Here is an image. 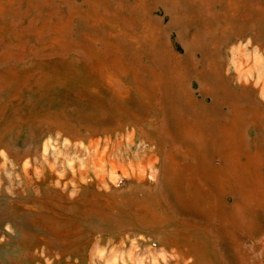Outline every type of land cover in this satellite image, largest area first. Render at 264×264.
<instances>
[{"label": "rangeland", "instance_id": "obj_1", "mask_svg": "<svg viewBox=\"0 0 264 264\" xmlns=\"http://www.w3.org/2000/svg\"><path fill=\"white\" fill-rule=\"evenodd\" d=\"M140 1L0 0V264H264V0Z\"/></svg>", "mask_w": 264, "mask_h": 264}, {"label": "bare ground", "instance_id": "obj_2", "mask_svg": "<svg viewBox=\"0 0 264 264\" xmlns=\"http://www.w3.org/2000/svg\"><path fill=\"white\" fill-rule=\"evenodd\" d=\"M120 4V3H119ZM118 4V5H119ZM160 3L159 2H156V5H159ZM142 6H143V3L140 1V0H136V3H135V6L133 7L134 8V10L136 11L137 9H139L140 7L142 8ZM162 6H163V4H162ZM154 7H155V5H154ZM157 7V6H156ZM163 7H165V6H163ZM168 9V8H167ZM167 9H165L166 10V12L168 13V10ZM118 14V13H117ZM114 20L118 23V24H120V25H123L124 27L126 26H128L129 25V27H130V29H131V32H134V29H135V27H134V23H133V21L130 19H128V18H125V17H123V16H121V15H117V16H115V18H114ZM149 22V21H148ZM156 22H157V24H155V28L158 30V35H156V34H154L153 32H150V36H149V31L148 30H146V28L145 27H143V33L141 32V36H139V35H137L138 37H136V36H134L133 34L131 35L130 33L129 34H127L126 32H124L123 30L122 31H120L121 33H118L117 34V36L118 35H126V37H130L131 39V41H133L134 43H132V46H134L133 48H136V50H137V47L138 46H141L142 47V50H143V52L140 54L141 56H143L144 54H147V48H146V46L147 47H151V48H155V49H158V50H162L161 49V47H158V42H159V32L160 33H163L164 31H168V30H170V29H172L173 28V23H172V20L171 21H169V23L165 26V24H163L162 23V21L161 20H159V19H157L156 20ZM147 37H149L150 39H148ZM161 37V36H160ZM121 38V37H120ZM146 42V41H148V43H147V45H143L141 42ZM124 42V41H123ZM121 43V42H120ZM125 45V44H124ZM118 46H119V44H118ZM123 47V46H122ZM140 47V48H141ZM149 49V48H148ZM121 50V49H120ZM157 50V51H158ZM118 51V50H117ZM116 52V51H115ZM189 54H190V48H189V46L188 45H186L185 44V54L184 55H176V54H174L173 55V59H174V65H182L183 66V68H185V66L187 65L186 63V58H188V56H189ZM149 55V54H148ZM147 55V56H148ZM148 58H149V61H151V62H154V60H156V59H158V58H156L155 59V57H150V56H148ZM159 63H161V62H159ZM158 64V63H157ZM162 65V64H161ZM160 65V66H161ZM132 67H133V65H132ZM244 68V67H243ZM134 69H135V72H137V73H139L140 71H142V69L143 68H140V65H139V67L137 68V67H135L134 66ZM113 72H111L110 70H108V73H109V75H111V76H114L115 78L116 77H118L119 76V74H120V72L122 73L123 72V70H122V68H121V66H115L114 68H113ZM149 71H151V75H152V77H153V79H152V81H151V92L153 93V95L152 96H154V97H157L156 96V94H155V92L154 91H156V89L158 88L157 86L160 84V76L158 75V71L154 68V67H151V69L149 70ZM148 71V72H149ZM147 72V73H148ZM3 82H5V79H3V78H0V84H2ZM194 82V81H193ZM197 82L199 83V85H200V88H202L203 86H204V82H203V80L202 79H197ZM180 87V86H179ZM178 90H180V93H182V91H181V89L179 88ZM176 92V91H175ZM178 92V91H177ZM176 92V93H177ZM186 94L188 95V97L190 98V99H192L193 101H195L196 103H201V104H204L205 103V97H203L204 99H202L201 101H197V100H194V93L191 91V89L190 88H188L186 91ZM175 94V93H174ZM181 95V94H180ZM182 97V96H181ZM186 97V96H185ZM188 97H186V98H188ZM159 98V97H158ZM184 99V98H183ZM160 100H161V98H160ZM156 101V100H155ZM185 101H186V99H185ZM156 103H157V101H156ZM162 103V102H161ZM158 105H159V103H157ZM162 107V106H161ZM161 107L159 106V108L161 109ZM158 108V107H157ZM158 108V109H159ZM159 109V110H160ZM162 111V110H161ZM163 112V111H162ZM186 118V125H187V127H189L190 128V126H193V128H195V129H201L200 127L202 126V124H203V120L202 121H199V120H197V119H195L194 117H192L191 115L190 116H187V117H185ZM161 121H162V117H161ZM185 123V122H184ZM12 124H14V122H12ZM171 168H172V170H173V168H174V166L172 165V166H170ZM172 172V171H171ZM149 212H150V210L148 211L145 207H141V208H138V213H139V215H138V218H137V223H141V224H143V225H147V226H151V225H155V224H157L156 223V218L154 217V211H151L152 213H153V216L152 217H150V218H148L147 216H149ZM161 224V223H160ZM151 228V227H150ZM157 228V227H156ZM179 230H180V228H179ZM175 231V230H174ZM182 232V231H181ZM184 233V232H183ZM175 234V233H174ZM184 235V234H183ZM182 235V236H183ZM173 238V237H172ZM170 238L169 239V243H170V246L171 245H173L174 247H176L177 248V252L178 253H181L182 251H178V249L179 248H181L183 245H182V242L180 241V239H177V238ZM183 239H185V238H183ZM185 245V244H184ZM186 252V251H185ZM185 254V253H184ZM183 255V254H182ZM185 258L187 259V257H184V256H181V255H179V260H185ZM197 260V259H196ZM194 261H195V259H194Z\"/></svg>", "mask_w": 264, "mask_h": 264}]
</instances>
